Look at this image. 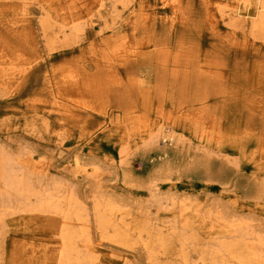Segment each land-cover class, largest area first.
I'll list each match as a JSON object with an SVG mask.
<instances>
[{
  "label": "rangeland",
  "instance_id": "obj_1",
  "mask_svg": "<svg viewBox=\"0 0 264 264\" xmlns=\"http://www.w3.org/2000/svg\"><path fill=\"white\" fill-rule=\"evenodd\" d=\"M221 2L0 0V153L87 206L94 264H177L167 238L179 218L197 242L225 237L199 219L209 204L264 231V39L245 12L228 25ZM94 191L123 200L116 222L147 217L130 247L93 224ZM3 223L0 264H55L60 217ZM154 232L165 241L152 257Z\"/></svg>",
  "mask_w": 264,
  "mask_h": 264
},
{
  "label": "bare ground",
  "instance_id": "obj_2",
  "mask_svg": "<svg viewBox=\"0 0 264 264\" xmlns=\"http://www.w3.org/2000/svg\"><path fill=\"white\" fill-rule=\"evenodd\" d=\"M229 1L234 4L235 9L229 4ZM219 5L222 7L220 13L224 14L228 25L231 27H236L238 26L237 24L241 25L243 21L241 16L245 12L251 24L248 35L252 36L251 38L253 39H264L263 0H224ZM3 67L5 66L3 65ZM3 70L5 69L3 68ZM157 135H162L163 138H167L170 142L173 140V135L168 134L165 127H160L157 130ZM177 140L174 139L175 144ZM16 160L12 156L0 153V225L5 217H10L12 214L17 213L30 212L44 215L48 213L58 216L60 217L59 246L55 251L54 263L94 264L96 257L94 256V248L91 245L89 226L91 215L87 206L79 201L80 199L69 189L70 186L64 183L65 181L62 182L49 177L47 179L38 177L29 170H24L21 166L22 164L19 165L20 163ZM75 163H79L77 158H75ZM86 168L82 164L81 172L83 174H87ZM95 169L93 168V172H95ZM159 169L157 171L158 174H163L162 169ZM76 171L74 167V173L78 174ZM260 197L258 196L257 198ZM91 203L92 217L95 222L93 224L97 226V230L104 238L117 244L129 246L128 238L130 235L137 234V237H139L140 233L145 231L147 217L141 210L137 211V213H140L136 214L137 216L134 217L130 224L123 223L121 219L118 222L115 221L114 217L117 214H122L124 208L127 210L123 205L122 199H116L103 191H96ZM197 213L201 223H204L212 216L217 221H220L225 228V237L221 235L214 239L212 238L206 243L197 242L193 234L190 233L188 224L184 219L179 218L175 222L174 232L167 238L171 246L176 243L179 245L178 249L172 248L177 264H264V231L252 226L253 222L250 223L248 219H243L233 214L230 215L229 213L225 216L222 209L213 204H209V207L198 209ZM148 236H150L148 240L142 244L146 248L148 255L152 256L155 252L154 247L157 244L164 243L165 240L160 238L156 232L152 233V235L149 233ZM192 251L198 252L196 258L198 261L191 262L189 260L188 254Z\"/></svg>",
  "mask_w": 264,
  "mask_h": 264
}]
</instances>
